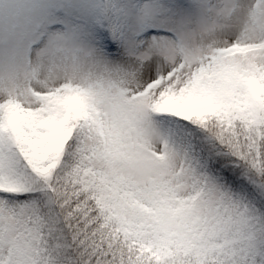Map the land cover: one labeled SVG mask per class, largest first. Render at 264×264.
<instances>
[{
    "label": "snow or ice",
    "instance_id": "obj_1",
    "mask_svg": "<svg viewBox=\"0 0 264 264\" xmlns=\"http://www.w3.org/2000/svg\"><path fill=\"white\" fill-rule=\"evenodd\" d=\"M0 264H264V0H0Z\"/></svg>",
    "mask_w": 264,
    "mask_h": 264
}]
</instances>
